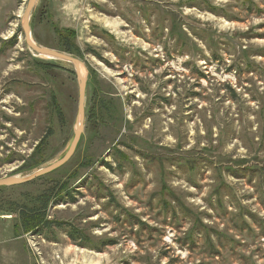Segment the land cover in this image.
Returning <instances> with one entry per match:
<instances>
[{"label":"rangeland","instance_id":"obj_1","mask_svg":"<svg viewBox=\"0 0 264 264\" xmlns=\"http://www.w3.org/2000/svg\"><path fill=\"white\" fill-rule=\"evenodd\" d=\"M27 4L0 0V179L60 160L78 115ZM30 25L60 52L75 31L94 76L70 162L0 190V264H264V0H39ZM60 181L62 229L15 234L7 211Z\"/></svg>","mask_w":264,"mask_h":264},{"label":"water","instance_id":"obj_2","mask_svg":"<svg viewBox=\"0 0 264 264\" xmlns=\"http://www.w3.org/2000/svg\"><path fill=\"white\" fill-rule=\"evenodd\" d=\"M38 1L39 0H28L27 7L21 19L22 28L25 34L26 45L30 51L37 54L38 56H46L55 60L68 62L74 65L78 79V93H79L78 115H77L76 126L74 129V137L68 151L60 160L56 161L51 165L40 168L24 177L9 176L7 178L0 179V188H9V187L25 185L61 169L66 164H68L70 160L74 157L78 145L81 141V138L84 134L85 116H86V91H87L89 72L86 69V66L79 59L70 55L69 53L60 52L58 50L39 46L33 41L30 18ZM80 67H82L85 70L84 75L81 74Z\"/></svg>","mask_w":264,"mask_h":264},{"label":"trees","instance_id":"obj_3","mask_svg":"<svg viewBox=\"0 0 264 264\" xmlns=\"http://www.w3.org/2000/svg\"><path fill=\"white\" fill-rule=\"evenodd\" d=\"M58 32L62 37V43L64 45V48L61 51L81 57V51L76 44L77 35L75 31L64 29ZM89 73L91 75L92 71L90 70ZM93 76L94 74H92L91 77ZM102 106L103 110L105 111L107 109V102L104 99L102 100ZM1 189L5 188H0V190ZM68 190V182L62 183L60 181L57 184L54 183L52 185V188L44 192L43 194L37 197H28V199L32 201V204L30 202L28 205H19L14 211H7V214L17 215V223H14L13 232L15 234L21 232L22 235L40 232L46 238H49L48 233H51L53 228L62 229V223L48 219V211L50 205L62 198ZM67 232L75 242L78 240H81V242L87 241L85 235L79 230L70 228Z\"/></svg>","mask_w":264,"mask_h":264},{"label":"bare ground","instance_id":"obj_4","mask_svg":"<svg viewBox=\"0 0 264 264\" xmlns=\"http://www.w3.org/2000/svg\"><path fill=\"white\" fill-rule=\"evenodd\" d=\"M84 70H83V68L82 67H80V72H81V74L83 75L84 74V72H83Z\"/></svg>","mask_w":264,"mask_h":264}]
</instances>
